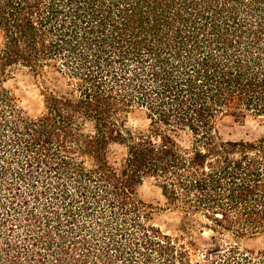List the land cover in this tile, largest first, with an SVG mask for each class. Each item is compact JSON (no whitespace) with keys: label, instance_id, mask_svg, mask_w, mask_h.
<instances>
[{"label":"trees","instance_id":"obj_1","mask_svg":"<svg viewBox=\"0 0 264 264\" xmlns=\"http://www.w3.org/2000/svg\"><path fill=\"white\" fill-rule=\"evenodd\" d=\"M0 34V264H264L225 239L264 235V137L218 131L264 119V0H0ZM18 68L67 89L29 116ZM146 179L186 236L212 233L200 259L151 223Z\"/></svg>","mask_w":264,"mask_h":264},{"label":"rangeland","instance_id":"obj_2","mask_svg":"<svg viewBox=\"0 0 264 264\" xmlns=\"http://www.w3.org/2000/svg\"><path fill=\"white\" fill-rule=\"evenodd\" d=\"M3 38L0 34V46ZM15 98L19 107L29 116H38L44 108L43 93L54 89L62 92L67 89L65 79L55 72L48 73L46 77L38 76L27 69L18 68L5 83ZM148 120L143 109H132L125 117V127L132 131H147ZM90 129V126H88ZM218 131L224 140H256L264 137V119L248 117L245 121L238 123L232 118H225L218 123ZM178 140L182 145H189L190 137L180 133ZM108 160L117 166L125 156V148L118 144H111L108 150ZM137 196L151 208V223L159 227L163 232L176 236H185V241H192L194 259H200L202 254L211 246L212 233L194 231L191 238L186 236L181 229L182 215L175 212L166 205L160 189L152 180L146 179L138 187ZM226 241L238 244L241 248L252 250H264V235L250 239H237L226 236ZM225 243V242H223Z\"/></svg>","mask_w":264,"mask_h":264}]
</instances>
